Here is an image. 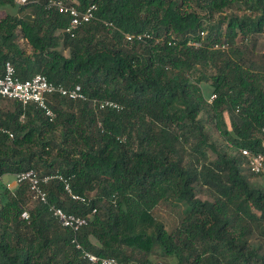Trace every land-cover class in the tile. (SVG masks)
I'll list each match as a JSON object with an SVG mask.
<instances>
[{
  "label": "trees",
  "instance_id": "trees-1",
  "mask_svg": "<svg viewBox=\"0 0 264 264\" xmlns=\"http://www.w3.org/2000/svg\"><path fill=\"white\" fill-rule=\"evenodd\" d=\"M49 1L0 0V68L11 61L23 81L42 74L79 85L87 99L49 95L52 122L35 104L0 107V177L34 169L69 178L90 206L58 181L45 187L49 202L78 215L98 208L78 241L99 256L154 264L160 250L172 264H264V183L247 178L240 152L264 155V62L249 64L239 46L264 31V0H76L99 9L74 38L62 32L69 17ZM236 6L246 13L205 26L206 15ZM141 32L152 39L126 42ZM204 60L214 74L202 84L194 73ZM167 203L183 209L172 231L153 214ZM72 237L26 185L0 184V264H89Z\"/></svg>",
  "mask_w": 264,
  "mask_h": 264
},
{
  "label": "built area",
  "instance_id": "built-area-1",
  "mask_svg": "<svg viewBox=\"0 0 264 264\" xmlns=\"http://www.w3.org/2000/svg\"><path fill=\"white\" fill-rule=\"evenodd\" d=\"M14 2L17 5L23 6L26 5L29 0H14ZM49 7L55 8L59 13L69 17V24L62 32L70 35L72 38L76 36L81 27L98 19L97 12L99 8L96 4H91L81 9L76 0H50ZM104 24L107 27H113V24L110 22H104ZM200 35L204 37L205 32H200ZM149 39H152V34L148 32L125 34V40L128 43L136 41L145 42ZM189 44L199 46L197 42H190ZM215 48H220L225 51L228 49V46L224 44ZM54 94L71 100L87 99L82 93L79 85H75L73 88H66L60 83L49 81L48 78L42 74H37L31 79L23 81L17 77L15 66L11 61L5 62L2 68H0V103L3 101H18L24 108L28 105L35 104L38 109L44 112L49 121L52 122L55 120L56 114L47 103V97ZM215 98L216 95H212L209 101L212 102ZM91 102L94 107L99 109L119 108L118 103L108 99H93ZM2 132L8 134L10 138H13V134L10 131L3 129ZM262 134L264 135V129ZM240 152L247 158L249 168L253 174L257 175L264 173V155L262 153H253L247 148H241ZM3 178L4 177H0V184L3 183L12 191L13 188L11 184L5 182ZM14 178L17 185H26L28 187L33 201L48 205L50 213L58 220L60 225L72 232V244L75 245L77 250L81 251L82 257L87 260L89 264H126L115 257L99 256L86 251L79 243L78 234L98 213L97 207H92L86 215H78L67 213L62 208L50 204L48 192L45 187L52 182L58 181L63 184L64 190L73 200L80 201L90 206L92 198L87 199L83 195L74 193L69 178L58 172L42 175L34 169L19 173ZM22 216L25 219L29 217L27 212H24Z\"/></svg>",
  "mask_w": 264,
  "mask_h": 264
},
{
  "label": "rangeland",
  "instance_id": "rangeland-1",
  "mask_svg": "<svg viewBox=\"0 0 264 264\" xmlns=\"http://www.w3.org/2000/svg\"><path fill=\"white\" fill-rule=\"evenodd\" d=\"M194 8H197V10L205 14L206 12L202 10L201 7H198L197 5L193 4L192 5ZM6 10L0 9V15H6ZM246 13V10L244 6H236L231 10H226L223 11L222 13L216 14L213 17H208L206 15L205 18V26L208 25H220L222 21L226 22L228 17L230 16H241ZM226 23L223 24V27L225 28ZM251 41L250 43H242L240 42L239 46L241 49L246 53V59H248V63H256V64H263L264 62V31L251 36ZM214 74L213 68L210 67L209 63H207L205 60L203 61L202 64H200L197 67V70L194 73V76L196 79H199L202 77L201 83L205 84V78H210ZM11 101H4L3 106H9L11 105ZM208 131L210 132L213 140L224 150H227L228 152L232 153L233 150L227 145L226 141L224 138L219 134V132L214 131L210 126L207 128ZM53 139L57 140V142H60V139L57 135L52 137ZM212 157H214L212 154H210ZM247 178L250 181L253 182H259V183H264L263 178L258 176V175H253L251 171H247L246 173ZM199 196L203 199L207 198V194L205 191H201L199 193ZM182 207H177L173 203H167V204H162L158 206L157 208L154 209L153 214L158 217L160 220H162L167 229L169 231H172L176 229V227L179 225V219L182 218ZM151 259L153 260L154 264H172V261L168 258H164V254L161 253L160 250L156 251V254H153L151 256Z\"/></svg>",
  "mask_w": 264,
  "mask_h": 264
},
{
  "label": "crops",
  "instance_id": "crops-1",
  "mask_svg": "<svg viewBox=\"0 0 264 264\" xmlns=\"http://www.w3.org/2000/svg\"><path fill=\"white\" fill-rule=\"evenodd\" d=\"M3 102H4V101H3ZM3 102L0 103V107H1L4 111H6V110H8V107L3 106ZM3 180H4L5 182L10 183L11 186H12V188H16V187H17V184H16V182H15V178H14L13 176H5V177L3 178Z\"/></svg>",
  "mask_w": 264,
  "mask_h": 264
}]
</instances>
